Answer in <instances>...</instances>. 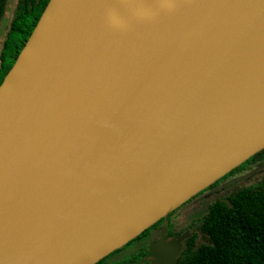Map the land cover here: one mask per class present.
<instances>
[{
	"label": "water",
	"instance_id": "1",
	"mask_svg": "<svg viewBox=\"0 0 264 264\" xmlns=\"http://www.w3.org/2000/svg\"><path fill=\"white\" fill-rule=\"evenodd\" d=\"M263 150L264 0H49L0 84V264H96Z\"/></svg>",
	"mask_w": 264,
	"mask_h": 264
},
{
	"label": "trees",
	"instance_id": "2",
	"mask_svg": "<svg viewBox=\"0 0 264 264\" xmlns=\"http://www.w3.org/2000/svg\"><path fill=\"white\" fill-rule=\"evenodd\" d=\"M48 1H18L2 53L5 61L12 53L7 70L13 66ZM261 157L264 158V150L235 170L248 169ZM198 223L208 240L194 247L190 239L178 264H264V178L257 185L235 190L226 200L211 202Z\"/></svg>",
	"mask_w": 264,
	"mask_h": 264
},
{
	"label": "flooded vegetation",
	"instance_id": "3",
	"mask_svg": "<svg viewBox=\"0 0 264 264\" xmlns=\"http://www.w3.org/2000/svg\"><path fill=\"white\" fill-rule=\"evenodd\" d=\"M7 4H8V0H0V16H1L0 30L3 26L4 16L7 12ZM17 6H18V2L13 12V17L9 23V29L7 30L6 36L0 48L1 82L3 81L7 72L9 71L7 70V65L12 60V53L7 55L6 61L4 60L2 53L5 47L6 40L8 38L9 31L11 29L12 20L17 10ZM262 164H264V158L261 157L259 159H256V161L252 164V166L249 167L247 170L249 171L250 169H256L260 167ZM218 186L220 185H216V184L214 186L211 185L210 187H208L207 189H205L199 195L196 196L203 195L204 193L209 192L212 188ZM174 214L175 213L173 211L167 219L159 220L157 223H155L154 225L146 229L143 233H141L138 237L129 241L122 248L113 251L112 253L101 259L99 262H97L96 264H153L154 261L156 260V257L152 253L151 246L152 244L159 245L163 234L166 242L177 240L181 236H185V239L182 241V250L176 263L178 264L180 257L189 247L188 241L192 239L194 247H197L198 245L203 243L201 241L203 237V233L201 232L200 226L199 229L196 230L193 226H190L189 224L179 223V221L177 220L178 217L176 216L173 217Z\"/></svg>",
	"mask_w": 264,
	"mask_h": 264
},
{
	"label": "rangeland",
	"instance_id": "4",
	"mask_svg": "<svg viewBox=\"0 0 264 264\" xmlns=\"http://www.w3.org/2000/svg\"><path fill=\"white\" fill-rule=\"evenodd\" d=\"M18 0H8L7 12L4 16L3 26L0 30V48L2 42L9 29V23L13 17V12L16 8ZM264 178V164L256 169L249 171L244 168L235 170L225 175L221 180H218L216 185L218 187L212 188L209 192L203 195L193 197L186 204L178 208L173 217H178L179 223L189 224L196 230L199 229L198 218L201 217L206 211L209 204L217 199L226 200L227 197L237 189L246 186L257 185L262 182ZM222 184V185H221ZM208 238L203 234L202 242H206Z\"/></svg>",
	"mask_w": 264,
	"mask_h": 264
}]
</instances>
